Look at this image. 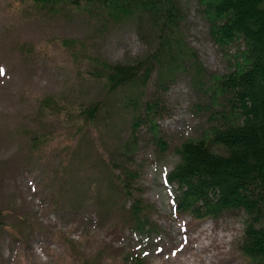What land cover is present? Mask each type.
Wrapping results in <instances>:
<instances>
[{
	"label": "rangeland",
	"instance_id": "rangeland-1",
	"mask_svg": "<svg viewBox=\"0 0 264 264\" xmlns=\"http://www.w3.org/2000/svg\"><path fill=\"white\" fill-rule=\"evenodd\" d=\"M180 1L181 34L195 50L203 75L198 77L194 58L187 56L184 62L157 64L143 84L107 93L95 74L101 72V59L129 63L151 51L133 17L116 20L97 8L52 12L24 0H0V264H82L90 258L91 264H124L126 252L142 254L149 264H256L241 248L242 210L205 220L178 212L177 185L166 180L180 160L177 148L187 138L203 137L215 123L212 114L223 109L210 74L232 70L245 47L242 40L216 38L204 3ZM47 97L52 101L44 107ZM99 99L108 109L91 133L101 132L113 147L136 143L129 155L138 172L133 197L154 206L149 216L156 224L149 233L123 226L117 197L99 220L94 180L80 181V193L91 196L81 205L76 200L74 207L67 203V174L57 189L64 154L60 141L69 124L65 108ZM34 134L39 136L35 145Z\"/></svg>",
	"mask_w": 264,
	"mask_h": 264
},
{
	"label": "trees",
	"instance_id": "trees-1",
	"mask_svg": "<svg viewBox=\"0 0 264 264\" xmlns=\"http://www.w3.org/2000/svg\"><path fill=\"white\" fill-rule=\"evenodd\" d=\"M24 1L40 10L97 8L101 15L116 20L130 17L136 20L138 32L147 39L151 51L129 63L101 59V72L95 74L104 80L107 93L127 84H143L157 64L162 67L165 62H184L187 56L194 58L198 77L204 73L195 50L184 43L181 34L184 14L180 0ZM199 2L205 4L203 11L210 18L211 30L218 40L226 43L242 40L245 47L237 54L240 60L232 70L210 74L214 96L224 98L223 109L212 114L215 123L204 131L203 137L187 138L177 148L180 160L166 180L177 185L174 200L178 212H189L196 219L205 220L226 210H242L246 216L242 251L256 264H264V0ZM182 62L178 64L185 67ZM51 101L49 97L43 99V106L47 107ZM104 106L105 100L99 99L65 108L69 124L66 139L60 141L64 154L57 189L64 187L67 174V203L74 207L76 200L80 199L81 205L91 196L90 192L80 193V181L94 180L92 198L99 220L110 212L117 197L123 226L140 234L149 233L156 224L149 216L154 206L144 202L141 196L133 197L138 172L130 165L129 155L136 143L127 140L124 145L113 147L100 131L98 136L91 133L108 109ZM150 120L157 135L155 119ZM138 124L136 119L133 126ZM38 140L36 134L31 138L34 145ZM77 155L81 156L79 160ZM131 197L133 201L128 203ZM92 259H82V264H91ZM122 261L149 264L142 254L129 252L123 253Z\"/></svg>",
	"mask_w": 264,
	"mask_h": 264
},
{
	"label": "snow or ice",
	"instance_id": "snow-or-ice-1",
	"mask_svg": "<svg viewBox=\"0 0 264 264\" xmlns=\"http://www.w3.org/2000/svg\"><path fill=\"white\" fill-rule=\"evenodd\" d=\"M4 74V69L0 68V75Z\"/></svg>",
	"mask_w": 264,
	"mask_h": 264
}]
</instances>
